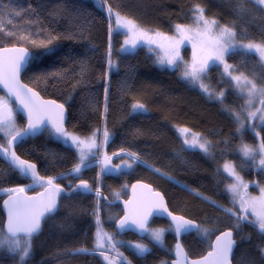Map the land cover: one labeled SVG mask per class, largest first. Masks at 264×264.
<instances>
[{"label": "trees", "instance_id": "obj_1", "mask_svg": "<svg viewBox=\"0 0 264 264\" xmlns=\"http://www.w3.org/2000/svg\"><path fill=\"white\" fill-rule=\"evenodd\" d=\"M101 3L102 6L93 0H0V47L18 45L31 51L22 81L44 98L66 107L67 131L80 136H89L96 130L101 133L96 160L102 153L108 155L119 150L135 153L205 192L217 203L230 205L226 191L228 176L221 166L227 160L236 166L242 163L235 149L240 136L231 115L232 111L243 113V96L219 65H213L203 75L210 90L223 93L217 101L183 79L176 69L158 65L146 47L122 53L119 49L122 36L111 31L105 9L118 11L144 29L171 34L177 24L192 26L199 7L206 18L232 29L238 41L260 44L264 43V8L252 0H101ZM49 50L51 54L45 55ZM183 57L191 58L189 48L183 49ZM109 60L115 64L114 68L109 66ZM225 61L237 75L264 86V63L257 53L234 49L226 54ZM0 96L5 97L1 91ZM135 104H143L145 111L133 112ZM10 105L14 108L12 101ZM17 118L22 128L24 121L19 115ZM254 120L255 117L248 118L242 138L259 146L264 142V125L256 127ZM177 126L204 136L209 141L211 156L188 147L178 135ZM105 130L110 136L108 141L104 140ZM6 140L0 134V144L5 146ZM16 152L33 162L45 177L73 169L79 161L74 148L47 130L21 141ZM258 157L257 164L247 162L239 171L247 185L243 189L244 198L257 193V186L264 184L261 156ZM102 168L98 161L83 167L79 178L68 173L55 182L66 187L82 179L111 199L113 190L126 188L137 180L145 181L163 193L171 211L211 231L207 233L208 242L207 234L201 238L197 232L182 237L190 256H201L217 233L231 230L236 240L232 263L264 264V235L252 223L241 221L236 227L237 217L198 199L183 186L140 163L118 174L102 172ZM27 183L0 159V190ZM38 189L40 186L36 185L28 192ZM4 196L0 195V226L4 221L1 209ZM126 196L125 193L123 197ZM121 214L119 204L109 205L93 194L61 195L57 212L42 222L41 232L32 239L26 264H103L101 255L94 251L97 220L100 229L128 241H139L131 233L115 232L114 223ZM151 226L170 228L160 219L153 220ZM163 239L162 247L144 240L142 243L149 251L143 255L127 244H119L117 249L130 264H168L175 242L173 231L166 232ZM0 264H20L19 257L0 249Z\"/></svg>", "mask_w": 264, "mask_h": 264}, {"label": "snow or ice", "instance_id": "obj_2", "mask_svg": "<svg viewBox=\"0 0 264 264\" xmlns=\"http://www.w3.org/2000/svg\"><path fill=\"white\" fill-rule=\"evenodd\" d=\"M255 3L264 5V0H254ZM112 9L109 8V14L111 16ZM200 13L196 22L199 24L203 20L205 29L204 31H198L195 35H190L191 29L177 24L176 33L179 35L177 40L175 37L164 36L162 33H156L155 36L161 40L167 42L166 44H160L159 46L165 48V56L159 59L161 65L167 64L177 66L180 61L179 47L186 40H197L200 44L201 51L206 48H211L215 55H209L207 58L197 60L195 51L193 53V63L186 67L184 77L189 78L193 83L201 80L202 76L207 70L216 65L217 62L224 63V56L231 52L234 48L240 47L246 52H254L259 55L261 59H264V44L259 43H248L246 45H235L232 41L235 39V32L230 28H223L219 36L211 35V26L207 20L203 18V9L198 7ZM115 22L117 24V30L121 28L125 29V34L129 36V39L125 40V45H131L132 48L137 47L138 41L147 39L148 43H156V39L150 36L147 32L139 28L136 22L130 18L122 17L119 13H115ZM215 21L211 22V25H215ZM196 45H194L195 48ZM52 50H49L45 55L51 54ZM211 61V63H209ZM29 62V54L25 49L16 48H4L0 49V85H3L7 89L9 97H15V100L19 102L22 110L26 111L28 124L23 130H19L16 127V122L13 115V108L10 106V100L4 97H0V134L7 138L8 147L0 145V156H3L8 160L11 167L17 170L22 176H31L34 184L38 183L41 187H44V192L39 193L38 196H25V188H12L7 189L9 197L4 201V207L7 210V222L5 226H0V249H6L14 256L19 257L20 264H26V258L31 252V241L41 231L42 221H47L53 214L58 210V204L56 197L60 195L64 189L58 184L54 183L56 178L48 177L46 182L43 177H39L36 172V165L31 164L26 160L20 159L16 155L15 151H10L14 143L21 142L26 136H35L37 133L42 131H50L54 136L59 137L65 141V143L71 142L72 146H75L80 152V163L77 164L69 175H73L79 178V174L83 167L88 165L85 163L89 155H95L92 153V149L97 147L95 140V133L93 136L88 138L86 142L77 136L71 135L64 128V105L55 104L54 101H41L39 94L32 92L31 89H27L26 85L20 83L19 75L21 69L26 63ZM109 66H112V61L109 60ZM230 65L224 63L225 72L231 77V79L239 82L240 76H232L229 69ZM247 79V78H245ZM251 87L248 89L249 105H251V97L257 94L264 95V89L258 90L256 85L251 81H248ZM201 87H204L201 84ZM223 96V93L220 94ZM264 104V100L261 101ZM107 110V108H105ZM133 112H143L145 107L143 104L133 105ZM260 111V110H257ZM250 117H255L256 112L249 113ZM239 119V117H237ZM261 121H264V115L260 116ZM49 125L51 127L49 128ZM180 133L183 135L187 133L188 129H180ZM104 140L108 141L110 136L107 130L104 131ZM184 143L189 147H199L205 153L209 151L210 144L205 141L204 143H198V137L194 136L191 142L185 139ZM85 149L88 152H85ZM244 157L254 160L255 156L259 154L261 159L259 161L261 166H264V142H261L258 149H251L247 145L241 149ZM114 156L120 155L114 153ZM131 158V163L124 162L122 165H116L115 170H119L121 167L131 168L132 164L137 163L138 157L135 153H126ZM112 157L106 156L104 167L102 172H110L114 170L110 167ZM141 163H143L141 161ZM224 170L230 175L236 176L238 183L228 186V191L233 193V197L239 195V186L242 183L241 178L235 174L234 169L229 165H224ZM156 171H159L158 169ZM32 187V185H29ZM135 185L133 189H135ZM146 187V186H145ZM246 188L247 185H244ZM91 192V188L88 183L81 179L80 184L76 185L73 192L79 191ZM99 190L97 189L96 195L99 196ZM159 198V202L155 205L154 211L156 215L171 217V226L169 229L150 230L147 227V217L153 214V210L150 209L146 213L142 211L143 205L137 203L119 222L120 230L135 229L141 233H147L149 238L157 244H162L163 236L165 231L174 230L177 236L190 233L192 231L207 232L206 229L202 230L200 226L196 225L193 221L187 220L182 216H174L171 212H168L167 207L163 203V197L159 193L155 194ZM241 199L240 211L244 215L237 216V225L241 221H247L252 223L253 226L258 225V231L264 235V192L261 197L252 198L245 200ZM129 203H132L131 201ZM225 211L231 212V209ZM236 215V213H232ZM254 217V221H248V215ZM98 229L96 233V244L94 251L104 249L105 247L115 250L116 243L113 241V237L106 232H102L99 227V220H97ZM235 241L232 239V232L228 231L223 233L221 236H217L216 243L213 245L212 251L201 260L192 261L191 264H230L229 257L233 251ZM139 255H143L148 252L149 249L146 245L136 244L134 246ZM176 255L178 257L177 264H182L183 260L186 259V255L183 252L182 246L178 243L176 245ZM78 251L86 252L87 249H79ZM100 255L104 256L105 260H109V257L104 255L103 251H100ZM123 260L122 253H118ZM109 264L112 261L109 260ZM130 264V262H128Z\"/></svg>", "mask_w": 264, "mask_h": 264}, {"label": "rangeland", "instance_id": "obj_3", "mask_svg": "<svg viewBox=\"0 0 264 264\" xmlns=\"http://www.w3.org/2000/svg\"><path fill=\"white\" fill-rule=\"evenodd\" d=\"M93 1L97 5L102 6L101 0H93ZM252 1H254V0H252ZM256 4L259 5L260 7L264 8V5H260L258 3H256ZM112 10L113 11H112V14L110 16L109 9H105V11H106V13H107V15H108V17H109V19L111 21V31L114 34H120L122 36V43H121L120 48H119L122 53H133L138 47L144 46L151 53H153V56L155 57L158 65H160L162 67H168V68H171V69H176L178 71L179 75L183 79H185V80L189 81L190 83L196 85L199 89H201L202 91H204L206 94L210 95V97L213 98L214 100H217V101H220L221 100V96H220L221 93H215L212 90H210L207 87V85L203 82V76H202V78H201L200 81L195 82V83H193L189 78H185L184 77V72L186 70V67L187 66H190L193 63V53H194V51H195V54H196V58L199 61V60H202V59L207 58L209 55H213V56L215 55L214 51L210 47L209 48H206L204 51H201L200 44H199V42L197 40H191V41L186 40L179 47L181 59L178 62V65L177 66H172V65H167V64L161 65L159 63V59L161 57L165 56V48H162L159 45L162 44V43L163 44H166L167 43V42L161 40L159 37H156L155 36L156 33H161V32L151 31V30L144 29L143 27H141L139 24L136 23L139 26L140 29H142L143 31L147 32L150 36H152L154 39H156L157 42L150 44V43H148L147 39H145L143 41H138L137 47H135V48H132L130 44L129 45H125V40L129 39V36L125 34V32H126L125 29H122L121 28L119 31L117 30V24L115 22V13H119V12L116 11V10H114V9H112ZM120 15L122 17H125L122 14H120ZM199 15H200V13H198L197 16L195 17V23L192 26L184 25V26H186V27H188V28H190L192 30L191 33H189L190 35H195L196 32H198V31H204V29H205V25H204L203 20H201L199 22V24L196 22V19L199 17ZM203 18H204V20H207L209 22V25L211 26V33H210L211 35L219 36L220 31L223 28L226 27V26L219 25L217 23H215V25H211V22L213 20H210V19L206 18L204 15H203ZM162 34L164 36H168V37H175L177 40L180 38L179 35L176 33V29L171 34H164V33H162ZM232 43L235 44V45H237V46H239V45H246L247 42H241V41H238L235 38L232 41ZM260 44H264V43H260ZM194 45H196L195 48H194ZM185 47L190 49V55H191V58L190 59H185L183 57V49ZM234 49L243 50L240 47H236ZM225 56H224V63H226ZM263 60L261 59V61L264 63ZM209 63H211V61H209ZM224 63L217 62L216 65H219L222 68V70L224 71V73L231 79V77L228 75V73L225 72ZM111 67L114 68L115 67V64L112 63V66ZM229 71L231 72L232 76H240L241 77V80L239 82H237L236 80H233V79H231V80L233 81L234 86L237 89V91L244 98V109H243V113L236 112V111H232V115H231L234 118V120L236 121V131H237L238 135L240 136V140L236 144L235 149L239 153L240 158L242 159V163L240 165H237L236 166V164L234 162H231V161H228L227 160L221 166V170L228 176V178H227L228 181L226 183V191H227V193L229 195L230 205L227 206V205H224V204L219 203V202L217 203L215 200H213L205 192H203V191H201L199 189H195L193 187H190L184 181H181V180L177 179L176 177H174L173 175H171V174H169V173H167V172H165V171H163L161 169L156 168L155 166L149 164V162L143 160L139 156H137L138 157L137 163H140V164H142V165L150 168L151 170H154L155 172L159 173L160 175H162V176H164V177H166V178H168V179L176 182L178 185L183 186L184 188H186L187 190H189L191 192V194L194 195L195 197H197L198 199H202V200L207 201L209 203L211 202L212 204L219 206L221 209H223V211H225L226 209H231V212H229V211H225V212L228 215H231L233 217H237V216H240L241 215V211H240V208H241V199H240V197H243L244 196L243 195V189H244V185L246 184V180L242 177V174L239 171L242 168L245 167L244 164H247V165H248V163L257 164V161H258V158H259L258 157V154H257L255 156V159L254 160H250L249 158L244 157V155H243V153L241 151L242 147L245 146V145H247L251 149H258L259 148L258 145H251V144H248V143L244 142V140L242 138V134H243V131L246 128V125H247V122H248V118H251L249 116V113L256 112V116H255V120H254V124H255L256 127H259V126L264 125V121H261V119H260V116L264 115V104L261 103V99L263 98L264 95L260 94L259 91H258L257 94H255L254 96L251 97L252 103H251V105H249L248 89L251 87V85L248 84V81H251L252 83H254L256 85V87H257L258 90L264 89V86L257 85L254 81H252L250 79L249 80L248 79H245V77H243L241 75H237V73L235 71H233L232 68H230ZM201 84L204 87H201ZM4 98H6V97H4ZM227 110L229 111V109H227ZM257 110H260V111H257ZM13 115H14V119H15V122H16V127H17V129L20 130L21 129L20 128L21 126H20V124L18 122L17 115L16 114H13ZM237 117H239V119H237ZM180 129H188L189 131L187 133H185V134L182 135L180 133V131H179ZM176 130H177V133L181 137V139H182L183 142L185 141V139H187L189 142H191V140L193 139V137L194 136H197L198 137V143H204L205 141H207L209 143V141L207 139H205V137L202 136L200 133L195 132V131H192V130H190L187 127L177 126L176 127ZM67 132L70 133L71 135L77 136L80 139L85 140L86 142L88 141V138L92 137L93 136V133H95V140H96L97 147L94 148V149H92L91 151H92V153H95L96 154L97 148L99 146L98 141H99L100 136H101V133L98 130L94 131L89 136H80L78 134L73 133L72 131H67ZM57 138H59V137H57ZM59 139L62 140L63 142H65L63 139H61V138H59ZM66 144H68L69 146H71L72 148H74L76 150V153L78 155V160H79L78 161V164H79L80 163V152H79V150L75 146H72L70 141L68 143H66ZM190 148H193V147H190ZM193 149H196V150H199V151L205 153L199 147H195ZM85 152H88V150L85 149ZM114 153H119L120 155L114 156L113 155ZM126 153H131V152H128V151H125V150H119V151L110 153L108 155H104L102 153V154H99V157H98L97 160H96V157H94V155H89L88 156V159L86 160L85 163L89 166L90 164H93V163H96V162L99 161V163L102 164V167H104L105 157L106 156H110V157H112V160L110 162V167H112L114 169V170H112L110 172L111 173L118 174L121 171L131 170L133 168V166L136 164V163L132 164V167L131 168L121 167L119 170H115V166L116 165H122L125 161L131 163V158L128 155H126ZM206 155L207 156H211L210 151H208L206 153ZM141 161L143 163H141ZM225 164H229L234 169L235 174L238 175L241 178V181H242V183H240V186H239V195L236 196L235 198L233 197V193L230 192V191H228L227 189H228V186L229 185L236 184L238 182L236 181V176L235 175L230 176L224 170V165ZM157 169L159 171H156ZM262 169L264 171V166H262ZM71 172H72V169L64 170V171H61V172L56 173L55 175H52V176H49V177L58 178L60 176L67 175L68 173H71ZM29 185H32V187H29ZM35 186H36V184H34V182H28L27 184H24V185L8 187V188H5V189H1L0 190V195H7V194H9L6 191L7 189L21 188L22 187V188H25L26 191H28L29 189H31V188H33ZM127 190H128V187H126V188L124 187L123 189H120V190H113L111 192L112 195H110V198L111 199H114V198H117V197H123L125 193L127 194ZM262 192H264V184H259L257 186V193L248 194L245 198L244 197L243 198L245 200H249V199H252V198H259V197H261ZM233 212L236 213V215H233L232 214ZM248 221H254V217L251 216L250 214L248 215ZM256 227H258V225ZM149 229L150 230H159V229H169V228L168 227H163V226L162 227L161 226H153V227L151 226V227H149ZM201 229L202 230H204V229L207 230L206 233L204 231L197 232V234L201 238H204L207 233L211 232L209 230V228H206L205 226L201 227ZM102 232H106V233H108L109 235H111L113 237V241L116 243V249L115 250H112V249H109V248L105 247L104 249L97 250V252L100 254V251H103L104 252V255L108 256L109 257V260L112 261V264H128V261L127 260H123L122 257H120L118 255L119 252H118L117 247H118L119 244H127L128 247L131 248L136 253H137V250L134 247H132V246H134L136 244L146 245L145 243H142V242H139V241H130V240L128 241V240L122 239V238L116 236L114 233H112L110 231H106L105 229H103ZM166 232H168V231H165V233ZM209 237H210L209 234H207V236L205 238L207 240V242H208V238ZM147 239L151 240L149 238V235H147ZM95 240H96V236H95ZM163 241H164V239H163ZM152 242H154V241H152ZM154 243H156V242H154ZM95 244H96V242H95ZM158 245H160L162 247L163 246V242H162V244H158ZM262 254L264 255V248L262 249ZM109 260H105L104 259V256L101 255V261H102L103 264H109Z\"/></svg>", "mask_w": 264, "mask_h": 264}, {"label": "water", "instance_id": "obj_4", "mask_svg": "<svg viewBox=\"0 0 264 264\" xmlns=\"http://www.w3.org/2000/svg\"><path fill=\"white\" fill-rule=\"evenodd\" d=\"M4 48H16V49H25L27 51V53L29 54V61L31 59V51L29 49H27L26 47L24 46H18V45H14V46H4V47H0V49H4ZM29 62L26 63L24 65V67L21 69V72H20V75H19V80H20V83L23 84V85H26L27 89H31L32 92H35V93H38L39 94V99L41 101H54L55 104L59 105L61 104L60 102L54 100V99H51V98H44L37 90H35L34 88H32L31 86L27 85L26 83H24L22 81V74L23 72L25 71V69L27 68ZM0 91L4 94V96L11 100L13 103H14V110H15V113L17 115H19L23 121H24V125L22 127L21 130H23L24 128L27 127V124H28V119H27V113L26 111L22 110V107L19 105V102L15 100V97H9L8 96V93H7V89H5L3 87V85H0ZM63 105V104H62ZM11 106V105H10ZM12 107V106H11ZM13 110V112H14ZM67 109L66 107L64 106V128L65 130L67 131V126H66V122H67ZM51 127V125H49V128ZM43 132V131H42ZM42 132L40 133H37L35 136H26L23 140H26L27 138H34V137H37L39 136ZM22 140V141H23ZM20 143V142H19ZM19 143H14L12 145V148L10 149V151H15L16 155L19 156L16 152V146L19 144ZM1 145V144H0ZM4 147H8L7 145V140H6V144ZM20 159L22 160H26L28 161L29 163L31 164H34L33 162L27 160V159H24L22 158L21 156H19ZM0 159L2 161H4L7 165L10 166L8 160H6L3 156H0ZM11 167V166H10ZM13 170H15L13 167H11ZM21 177L25 178L28 182H33V179L31 176H28V177H24L22 176L17 170H15ZM36 172L38 174L39 177H43L45 182L47 180L48 177H45V176H41L38 172V169H37V166H36ZM81 181H77L73 186H63V185H60L58 184L62 189H64V191L58 195L56 197L57 199V204H58V208H59V204H60V197L61 195H64V196H69L70 194L74 193L72 191V189H74L76 187V185L80 184ZM87 182V181H86ZM55 183V182H54ZM88 183V182H87ZM57 184V183H56ZM89 187H90V184L88 183ZM136 186L135 189H133V186ZM146 186V187H145ZM91 188V187H90ZM44 187H42L41 189H38L37 191H34V192H27L25 191V193H23L22 195H25V196H38L39 193L41 192H44ZM96 191L97 190H93L91 188V192H87V191H79L83 194H93V195H96ZM100 193V192H99ZM156 193H159L161 197H163V203L164 205L167 207V210L168 212H171L174 216H182L184 217L185 219L187 220H190V221H193L196 225L200 226L199 223L193 219H190V218H187L181 214H178V213H175L173 211L170 210L168 204H167V200L165 198V196L163 195V193L159 190H156L150 183H147L145 181H141V180H137V181H134L132 182L130 185H129V188H128V192H127V197L123 198V197H117V198H114V199H109L105 194L103 193H100L99 194V198L100 200H103L104 202H106L107 204L109 205H117L119 204L120 207H121V210H122V214L121 216L116 220V222L114 223V230L116 231V233L118 234H123V233H131L133 235H135L137 238L139 239H143L147 236V233H141L137 230H135L134 228L133 229H126V230H120L118 225H119V222L124 218V216L137 204V203H140L143 205V209L142 211L144 213H146L148 210L152 209L153 210V214L152 215H149L147 217V227L150 226V224L153 222V220L155 219H160V220H164L166 221L170 226H171V217L167 216V214H164L163 216L161 215H156L155 214V211H154V208H155V205L159 202V198L156 197ZM9 197V194L5 195L1 201V209H2V213L4 215V221H3V226L6 225V222H7V210L6 208L4 207V201L7 200ZM132 202V203H129V202ZM57 212V211H56ZM55 212V213H56ZM54 213V214H55ZM43 222V221H42ZM41 230H42V225H41ZM228 231H231V230H222L220 231L219 233H217L213 238H212V241H211V244H210V248L204 253L202 254L201 256H197V257H191L185 247L183 246V243H182V237L183 236H187L189 234H192V233H196V231H192L190 233H185V234H182V235H179L177 236L173 230V233H174V239H175V242H174V246H173V258L172 260L170 261L169 264H177V260H178V257L176 255V245L179 243L181 246H182V249H183V252L185 253L186 255V259L183 260L182 264H191L192 261H197V260H201L203 257L207 256V254L212 251V248H213V245H215L216 243V238L217 236H221L223 233L225 232H228ZM41 232V231H40ZM232 232V231H231ZM232 239L235 241V244H234V247H233V251L232 253L230 254V257H229V261H230V264H233L232 263V257H233V253H234V250H235V247H236V240H235V237H234V233L232 232Z\"/></svg>", "mask_w": 264, "mask_h": 264}, {"label": "flooded vegetation", "instance_id": "obj_5", "mask_svg": "<svg viewBox=\"0 0 264 264\" xmlns=\"http://www.w3.org/2000/svg\"><path fill=\"white\" fill-rule=\"evenodd\" d=\"M23 127V126H22ZM22 129V128H21ZM54 182H55V180H54ZM56 183V182H55ZM57 184H59V183H57ZM36 185H38V186H40V184H36ZM69 186V185H68ZM73 186V185H72ZM40 188H41V186H40ZM139 239V238H138ZM144 240H147V237H145V238H143V239H139V242H143ZM172 254H173V252H172ZM172 258H173V255H172ZM172 258H171V260H172ZM170 260V261H171ZM170 261H169V263H170ZM168 263V264H169Z\"/></svg>", "mask_w": 264, "mask_h": 264}]
</instances>
